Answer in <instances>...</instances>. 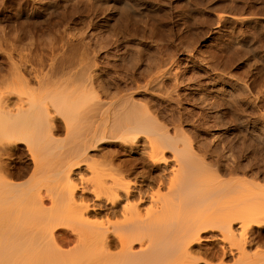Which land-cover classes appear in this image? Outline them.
<instances>
[{
	"label": "bare ground",
	"instance_id": "6f19581e",
	"mask_svg": "<svg viewBox=\"0 0 264 264\" xmlns=\"http://www.w3.org/2000/svg\"><path fill=\"white\" fill-rule=\"evenodd\" d=\"M0 264H264V0H0Z\"/></svg>",
	"mask_w": 264,
	"mask_h": 264
},
{
	"label": "rangeland",
	"instance_id": "374dc122",
	"mask_svg": "<svg viewBox=\"0 0 264 264\" xmlns=\"http://www.w3.org/2000/svg\"><path fill=\"white\" fill-rule=\"evenodd\" d=\"M70 247H73V246H70ZM70 247H69V248H70ZM66 249H67V248H66Z\"/></svg>",
	"mask_w": 264,
	"mask_h": 264
}]
</instances>
